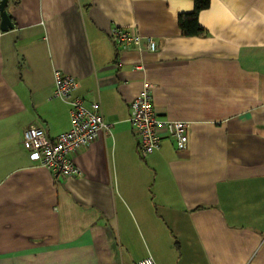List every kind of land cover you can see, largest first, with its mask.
<instances>
[{"label":"crops","instance_id":"0c3cea01","mask_svg":"<svg viewBox=\"0 0 264 264\" xmlns=\"http://www.w3.org/2000/svg\"><path fill=\"white\" fill-rule=\"evenodd\" d=\"M7 0L0 30V264H264V0ZM157 49H122L112 27ZM118 63H120L118 65ZM55 70L97 101L106 127L55 177L24 129L70 127ZM150 85L155 112L187 123L141 155L129 103Z\"/></svg>","mask_w":264,"mask_h":264},{"label":"built area","instance_id":"2783aa9c","mask_svg":"<svg viewBox=\"0 0 264 264\" xmlns=\"http://www.w3.org/2000/svg\"><path fill=\"white\" fill-rule=\"evenodd\" d=\"M112 41L122 49H157L156 41L142 35L137 28L114 26L109 32ZM120 63H118L119 65ZM54 97L69 105L70 127L51 137L47 130L29 125L23 131V144L31 158L49 170L55 177H72L81 174V169L73 162V154L89 146L106 127L97 101L86 102L75 95L77 81L73 76L53 72ZM150 85L144 83L140 93L129 103V122L137 140V150L147 155L157 150L164 137L174 138L177 147L187 142V123L161 118L154 110ZM135 264H157L151 256H146Z\"/></svg>","mask_w":264,"mask_h":264},{"label":"trees","instance_id":"16d2710c","mask_svg":"<svg viewBox=\"0 0 264 264\" xmlns=\"http://www.w3.org/2000/svg\"><path fill=\"white\" fill-rule=\"evenodd\" d=\"M210 0H194L193 10L178 16V26L185 36L200 35L204 28L198 22V14L209 6Z\"/></svg>","mask_w":264,"mask_h":264},{"label":"water","instance_id":"95a60500","mask_svg":"<svg viewBox=\"0 0 264 264\" xmlns=\"http://www.w3.org/2000/svg\"><path fill=\"white\" fill-rule=\"evenodd\" d=\"M7 0H0V30L7 31L12 27L11 19L6 11Z\"/></svg>","mask_w":264,"mask_h":264}]
</instances>
